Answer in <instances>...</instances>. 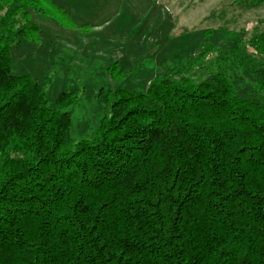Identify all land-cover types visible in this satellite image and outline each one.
I'll return each instance as SVG.
<instances>
[{
  "label": "trees",
  "instance_id": "16d2710c",
  "mask_svg": "<svg viewBox=\"0 0 264 264\" xmlns=\"http://www.w3.org/2000/svg\"><path fill=\"white\" fill-rule=\"evenodd\" d=\"M33 13L66 15L53 0H0V264H264V33L232 51L248 92L221 69L198 83L178 69L146 92L110 91L76 144L63 110L77 95L53 107L13 72L14 46L39 42Z\"/></svg>",
  "mask_w": 264,
  "mask_h": 264
},
{
  "label": "rangeland",
  "instance_id": "374dc122",
  "mask_svg": "<svg viewBox=\"0 0 264 264\" xmlns=\"http://www.w3.org/2000/svg\"><path fill=\"white\" fill-rule=\"evenodd\" d=\"M53 1L66 15L54 19L33 13L41 27L39 42L27 40L14 46L13 72L31 75L53 107L62 93L77 95L76 103L63 110L71 117L76 144L97 132L108 115L107 94L117 88L146 92L152 81L178 69L183 70L177 81L189 78L198 83L221 69L240 93L254 85L245 70L235 68L231 56L233 50L242 51L241 55L253 51L247 42L264 33V3ZM208 45L211 48L200 57ZM115 63L125 72L121 81L111 77L109 69Z\"/></svg>",
  "mask_w": 264,
  "mask_h": 264
}]
</instances>
